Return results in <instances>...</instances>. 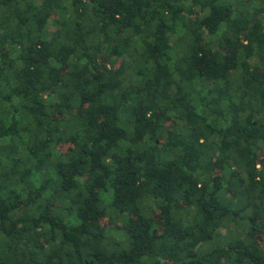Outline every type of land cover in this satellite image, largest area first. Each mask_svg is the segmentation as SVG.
Returning a JSON list of instances; mask_svg holds the SVG:
<instances>
[{
	"label": "trees",
	"instance_id": "1",
	"mask_svg": "<svg viewBox=\"0 0 264 264\" xmlns=\"http://www.w3.org/2000/svg\"><path fill=\"white\" fill-rule=\"evenodd\" d=\"M264 0H0V264H264Z\"/></svg>",
	"mask_w": 264,
	"mask_h": 264
},
{
	"label": "flooded vegetation",
	"instance_id": "2",
	"mask_svg": "<svg viewBox=\"0 0 264 264\" xmlns=\"http://www.w3.org/2000/svg\"><path fill=\"white\" fill-rule=\"evenodd\" d=\"M258 159H259L260 167H263L264 166V156L261 154V155H259V158Z\"/></svg>",
	"mask_w": 264,
	"mask_h": 264
},
{
	"label": "water",
	"instance_id": "3",
	"mask_svg": "<svg viewBox=\"0 0 264 264\" xmlns=\"http://www.w3.org/2000/svg\"><path fill=\"white\" fill-rule=\"evenodd\" d=\"M262 154V152H259V155H261Z\"/></svg>",
	"mask_w": 264,
	"mask_h": 264
},
{
	"label": "rangeland",
	"instance_id": "4",
	"mask_svg": "<svg viewBox=\"0 0 264 264\" xmlns=\"http://www.w3.org/2000/svg\"><path fill=\"white\" fill-rule=\"evenodd\" d=\"M259 152H261V151H259ZM259 152H258V154H259Z\"/></svg>",
	"mask_w": 264,
	"mask_h": 264
}]
</instances>
